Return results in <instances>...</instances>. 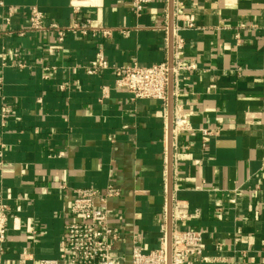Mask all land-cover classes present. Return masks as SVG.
I'll return each mask as SVG.
<instances>
[{"label":"crops","instance_id":"1","mask_svg":"<svg viewBox=\"0 0 264 264\" xmlns=\"http://www.w3.org/2000/svg\"><path fill=\"white\" fill-rule=\"evenodd\" d=\"M177 1L137 15L130 0H0V191L11 207L0 264H18L24 248L30 264L58 258L77 190L111 184L121 190L106 203L120 233L113 255L131 264L134 246L160 247L169 99L135 100L113 70H87L100 49L117 65L169 63L177 28L194 68L174 86V111L183 108L190 128L173 132V202L188 206L183 226L204 233L207 260L197 264H264V0ZM32 7L62 26L81 7L112 36L69 33L60 43L57 31L27 27Z\"/></svg>","mask_w":264,"mask_h":264},{"label":"built area","instance_id":"2","mask_svg":"<svg viewBox=\"0 0 264 264\" xmlns=\"http://www.w3.org/2000/svg\"><path fill=\"white\" fill-rule=\"evenodd\" d=\"M154 0H130L133 11L141 15L145 7ZM180 5V0L177 1ZM74 21L71 25L62 26L59 23L47 22L45 13L38 7H32L28 28L42 32L54 30L58 32V41L62 43L67 34L82 35L83 37L109 38L112 29L99 27L93 24L91 17L85 15L81 7H74ZM14 9L9 8V15L5 18L7 24L11 23ZM190 21L189 27H195L193 16L185 13ZM246 28L242 24L241 29ZM20 35H25L23 31ZM174 37V64L170 67L168 62L141 66L137 62L117 65L111 63L102 49L96 53L97 64L87 70L88 74H97L101 70H113L116 85L126 89L133 99H157L165 105L169 99L170 73L173 72L174 84H177L185 71L194 68V63H187L183 59L185 40L180 36L179 29L173 30ZM241 40L240 33L236 35ZM49 70V68H48ZM48 77V75L46 76ZM0 85L2 81L0 79ZM1 89V86H0ZM65 89V85L61 86ZM8 107L2 106V114L6 118ZM190 128L187 115L182 107L174 111L173 132L175 137L181 131ZM205 134L211 131L202 129ZM3 147L0 150V167L3 165ZM264 169V159L263 166ZM121 190L108 185L105 189L95 187L80 188L77 190L71 213L75 219L66 224L61 240V253L55 259H42L38 264H128L125 258L113 255V248L120 238L119 229L110 225L109 211L106 207L108 199L119 197ZM99 203V204H98ZM101 203V204H100ZM191 217L188 206L181 200L173 202V230L171 236L172 264H197L200 260H207L204 253L207 243L204 233L199 230L185 228L182 222ZM11 220V207L5 195L0 191V249L4 251L8 242ZM26 231H33L31 219L26 223ZM169 227L167 220L161 224V245L158 249L146 251L144 247L134 246L131 264H169ZM18 264H30L33 255L29 249L24 248L18 256Z\"/></svg>","mask_w":264,"mask_h":264},{"label":"water","instance_id":"3","mask_svg":"<svg viewBox=\"0 0 264 264\" xmlns=\"http://www.w3.org/2000/svg\"><path fill=\"white\" fill-rule=\"evenodd\" d=\"M171 6L174 7V0H171ZM173 12V11H172ZM173 30V29H172ZM173 34V31H172ZM173 42V38H172ZM174 64V51L170 59L169 65L173 68ZM174 75L171 71L170 73V83H169V109H170V128H169V158H168V175H169V199H168V227H169V264H172L171 261V236L173 230V194H172V182H173V118H174Z\"/></svg>","mask_w":264,"mask_h":264}]
</instances>
